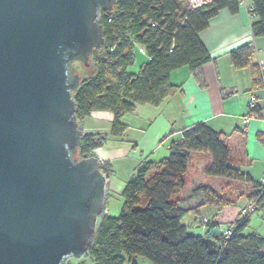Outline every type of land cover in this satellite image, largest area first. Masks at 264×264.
Listing matches in <instances>:
<instances>
[{
	"label": "trees",
	"instance_id": "1",
	"mask_svg": "<svg viewBox=\"0 0 264 264\" xmlns=\"http://www.w3.org/2000/svg\"><path fill=\"white\" fill-rule=\"evenodd\" d=\"M254 17L252 30L256 37L264 36V0H250ZM240 0H211L191 8L185 0H118L111 9H101L103 44L90 56V66L80 61L74 68L81 76L74 91L78 122L94 111H112V134L123 135L127 129L123 118L136 109L137 104L160 105L178 90L171 74L188 67L199 88L207 84L203 66L211 55L199 37L210 21L223 9L236 14ZM136 46H141L150 60L137 73L130 67L136 62ZM236 68L250 66L254 89L262 88L260 70L253 62L252 44L241 46L230 53ZM251 115L264 118V107L257 103ZM108 139L106 134L84 133L77 157L94 155V150ZM264 143V137L260 136ZM247 132L240 127L230 133L214 130L206 122L196 123L183 130L179 139L171 142L169 155L158 162L144 161L127 182L122 193L124 200L119 216L103 213L96 234L87 252L93 264H138L141 256L151 264H264V236L246 233L251 217L236 221L234 233L224 246L211 253L203 242V235L192 234L183 223L192 211L200 214L206 207L223 209L237 204L243 197V184L253 190L249 203L257 199L262 187L251 175L234 164L233 158L246 156ZM192 152H209L212 163L206 174L238 182L229 193L211 186L195 187L188 199L199 198L198 204L185 209L172 196L186 186ZM109 178L112 173L107 162L101 164ZM233 191V193H232ZM240 192V193H238ZM264 209V195L257 210ZM217 214L210 217V228L218 227ZM209 228V229H210Z\"/></svg>",
	"mask_w": 264,
	"mask_h": 264
},
{
	"label": "water",
	"instance_id": "2",
	"mask_svg": "<svg viewBox=\"0 0 264 264\" xmlns=\"http://www.w3.org/2000/svg\"><path fill=\"white\" fill-rule=\"evenodd\" d=\"M118 0H0V264L85 256L105 211L107 177L83 136L74 91ZM224 229L203 242L216 253Z\"/></svg>",
	"mask_w": 264,
	"mask_h": 264
},
{
	"label": "crops",
	"instance_id": "3",
	"mask_svg": "<svg viewBox=\"0 0 264 264\" xmlns=\"http://www.w3.org/2000/svg\"><path fill=\"white\" fill-rule=\"evenodd\" d=\"M251 7L252 2L247 0L245 4L240 5L236 14L223 9L210 21L208 28L199 33L211 55V61L202 68L206 88H199L190 69L184 66L171 74L172 83L178 86L176 93L167 97L158 106L137 104L134 112L123 118L124 124L127 125L123 135L112 134L114 115L109 110L94 111L79 122L83 133L108 136L107 141L94 151L103 162L109 163L112 169L106 185L107 214L111 215L109 205L112 202L122 200L125 186L137 167L144 161L158 162L167 157L171 142L179 139L184 129L196 123L206 122L214 130L223 133H230L237 127L243 128L248 134L246 156L233 158V162L244 173L251 175L256 183L264 177L259 173L261 168L264 170V143L260 140V136L264 137V118L251 117L249 105L250 100L255 97L257 103L264 107V90L254 89L250 66L236 68L230 59L233 50L246 44H252L254 48L255 64H257L255 48L260 50V56L264 58V36L256 37L253 33L254 17L251 14ZM149 60L145 50L141 46H136V62L129 70L135 68L134 73H137ZM247 117L251 119L246 120ZM210 156L204 152L191 154L189 169L185 175L186 186L174 200L179 201L185 209L193 208L199 202V198L188 199L192 190L197 186H205L200 184L198 178L191 176V173L203 169L204 160V165L211 164ZM187 176H191L192 180L189 179L191 184L185 193L188 187ZM227 184L238 186L239 183L231 181ZM252 190L251 185L244 183L245 195L237 204L220 210L206 207L200 214L190 211L184 216L183 223L188 226L190 233L203 235L202 231L193 228L194 219L199 215L212 217L217 214L218 227L228 228L250 204L248 196ZM254 219L255 216L252 215L248 227Z\"/></svg>",
	"mask_w": 264,
	"mask_h": 264
},
{
	"label": "rangeland",
	"instance_id": "4",
	"mask_svg": "<svg viewBox=\"0 0 264 264\" xmlns=\"http://www.w3.org/2000/svg\"><path fill=\"white\" fill-rule=\"evenodd\" d=\"M76 65L78 68L82 69L80 66L81 64L79 62H76ZM131 71L136 72L135 68H133V70H131ZM204 154H207L210 156L209 152H204ZM204 164H205V160L202 162V167L204 166L203 169H201V170L198 169L196 171L197 173H193V174L191 173V176L193 175L194 178H198V180H200V182H201L200 183L201 185L211 186V187H214L216 189L221 188V189H224L225 191H228L229 193L231 192V190L234 191V189H232V188L235 186H232V188H231V186L226 185V183L231 182L230 179H227L224 177H218V176H210V175L206 174V169H207L206 166H209L210 163H207V165H204ZM259 173H262V175L264 176V170H262V168L259 170ZM191 176H189V177L187 176L188 187L186 188L185 193L188 191V188L190 187L191 181H189V179H191ZM261 179H260V181H261ZM239 190H240V192H243L242 188H240ZM233 191H232V193H233ZM240 192H238V193H240ZM234 193H236V192L234 191ZM179 194L180 193L173 195L172 201H174L176 199V196ZM182 195H184V192H182ZM123 203H124V200L122 198V200H120V201L116 200L115 202H112L109 205L112 216H119L121 209L123 207ZM253 215L255 216L254 222L251 224L250 227H248L246 232L247 233L257 232L263 236L264 235V209L258 210ZM199 216H203V215H199ZM134 260L138 264H151L146 258L141 257V256L135 257ZM66 264H93V263H92L91 258L86 254L82 258H70Z\"/></svg>",
	"mask_w": 264,
	"mask_h": 264
},
{
	"label": "built area",
	"instance_id": "5",
	"mask_svg": "<svg viewBox=\"0 0 264 264\" xmlns=\"http://www.w3.org/2000/svg\"><path fill=\"white\" fill-rule=\"evenodd\" d=\"M185 1L187 2L189 7H191V8H198V7L204 6V5L211 2V0H185ZM240 2H241V4H245L247 2V0H240ZM250 10H252V7ZM255 53L257 54V65H258L259 70H260V75H261V80H262V89L264 90V58L260 56V50H258L256 48H255ZM256 104H257V99L255 97H253L249 102L250 108L254 107ZM250 116L253 118L256 117L253 115H250ZM251 117H247L246 120H250ZM94 155H96L95 152H94ZM99 160L101 163H103V161L100 158H99ZM260 184L262 187V192H261L260 196L257 199H255L252 203H250L245 209L242 210V212L240 214L241 219L247 217L251 213L256 212L259 200L264 195V177L261 179ZM104 213L107 214L106 208H105ZM209 223H210V217L197 216L194 219L192 226L194 229H199L200 231H202L203 236H204L210 228ZM234 226L224 229V234L222 235V237L218 241V249L223 248L224 241L233 235L234 230H235Z\"/></svg>",
	"mask_w": 264,
	"mask_h": 264
}]
</instances>
